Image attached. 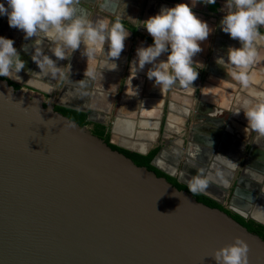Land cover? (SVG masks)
Listing matches in <instances>:
<instances>
[{
    "label": "water",
    "instance_id": "95a60500",
    "mask_svg": "<svg viewBox=\"0 0 264 264\" xmlns=\"http://www.w3.org/2000/svg\"><path fill=\"white\" fill-rule=\"evenodd\" d=\"M244 174L214 178L220 198L202 194L224 209L209 206L0 76V264H216L235 237L264 264V238L228 206Z\"/></svg>",
    "mask_w": 264,
    "mask_h": 264
},
{
    "label": "crops",
    "instance_id": "0c3cea01",
    "mask_svg": "<svg viewBox=\"0 0 264 264\" xmlns=\"http://www.w3.org/2000/svg\"><path fill=\"white\" fill-rule=\"evenodd\" d=\"M0 3L7 7L6 0ZM178 3L188 4L211 31L200 42L202 51L193 57V68L198 71L194 89L180 86L161 89L147 78L152 65L135 74L133 62L138 47L153 44V38L143 27L144 21L162 8ZM225 4L226 0L208 5L201 0H79L80 14L86 20L107 21L110 25L119 22L129 36L115 61H110L106 54L107 42L104 46L87 45L95 49L89 57L83 55L82 43L70 59L57 61L50 51L51 42L41 37L44 54L56 61L58 67H64L63 72L70 71L69 79L64 81L59 76L53 78L47 66L41 70L32 60L36 38L25 40L23 31L9 27L7 17L0 16V36L14 41L25 62V68L16 74L19 77L13 73L3 78L36 90L42 99L61 108L85 113L87 125L102 127L120 148L143 155L158 150L156 169L172 174L168 176L187 187L191 177L201 169L217 180L216 172L220 171L227 181L231 174L236 178L239 171H247L241 175L240 194L228 206L233 214L240 212L244 217L236 215L262 225L264 136L248 126L244 111L264 99V26L258 29L254 42L257 55L247 69L250 83L244 87L232 77L233 68L227 64L221 66L218 61L223 58L227 63L228 49L241 47L239 40L230 38L220 27ZM166 59L167 53L157 63ZM112 62L117 64L116 69H111ZM88 71L93 77L87 76ZM244 159L245 162L248 159V167ZM218 184L211 182L205 192L220 196L214 190L222 188Z\"/></svg>",
    "mask_w": 264,
    "mask_h": 264
},
{
    "label": "clouds",
    "instance_id": "9594fccd",
    "mask_svg": "<svg viewBox=\"0 0 264 264\" xmlns=\"http://www.w3.org/2000/svg\"><path fill=\"white\" fill-rule=\"evenodd\" d=\"M201 2L208 5L215 4L216 0ZM6 4L7 7L0 3V16L7 17L9 27L23 31L25 40L36 38L32 60L41 70L47 66L50 75L53 78L59 76L61 81L69 79L70 71L63 72L61 69L64 67H58L56 61L44 54L41 37L51 42L50 51L57 61L70 59L82 43L85 45L83 55L89 57L95 49L87 45L104 46L106 42V54L110 61H115L120 58L129 36V32L119 22L110 25L107 21L93 23L86 20L80 14L79 0H6ZM224 11L220 27L230 38L239 40L241 47L228 49L227 63L223 58L218 61L221 66L230 65L233 68L232 77L247 87L250 83L247 69L257 55L254 42L259 35L258 29L264 26V0H226ZM143 27L153 38V44L137 48L136 60L133 62L135 74L146 65H152L146 75L149 80H154V86L161 89L175 86L193 88V82L198 78V71L193 68V57L202 51L200 42L208 38L211 31L209 25L198 18L188 4L178 3L174 7L162 8L157 15L144 21ZM24 50L27 51V48ZM165 53L167 59L157 63L158 58ZM112 64L111 69H116L117 64ZM67 67L70 69V65ZM24 68L25 62L14 47V41L0 36V76L11 77ZM87 76L93 77V73L88 71ZM244 115L248 126L264 136V99L244 111ZM216 178L227 186L228 181L224 179L223 173L217 171ZM213 180L211 174L205 175L201 169L191 177L188 190L193 195L203 193ZM248 253L246 241L235 237L232 243L214 250L211 257L216 264H249Z\"/></svg>",
    "mask_w": 264,
    "mask_h": 264
},
{
    "label": "trees",
    "instance_id": "16d2710c",
    "mask_svg": "<svg viewBox=\"0 0 264 264\" xmlns=\"http://www.w3.org/2000/svg\"><path fill=\"white\" fill-rule=\"evenodd\" d=\"M15 87H17V86H15ZM57 110L61 111L63 114L68 116L71 120L77 121L80 125H82V126L87 125V115L85 113L71 111V110L61 108V107H58ZM93 133L95 135L103 138L113 149L118 150V151L124 153L129 158H131L137 165L146 166L149 169L154 170L159 176L166 177L170 182H172L174 184V186H176L180 190L189 191L188 187L186 185L179 183L175 178L164 174L163 172L159 171L158 169H156V167H154L152 165V161H153L154 157L156 156L158 150H153L152 152H150L147 155L135 153V152L120 148L113 143H110V137L105 133V131L103 130L102 127H97ZM196 195L198 196V200L200 202H203V203H205L209 206H212V207H218V208L224 209L221 205H219L215 201L208 199L199 193H197ZM235 218L239 222H241L243 225H245L251 232L256 233V234L260 235L262 238H264V225H260L258 223L253 222V221L246 222L244 219H242L238 216Z\"/></svg>",
    "mask_w": 264,
    "mask_h": 264
},
{
    "label": "flooded vegetation",
    "instance_id": "af4514ba",
    "mask_svg": "<svg viewBox=\"0 0 264 264\" xmlns=\"http://www.w3.org/2000/svg\"><path fill=\"white\" fill-rule=\"evenodd\" d=\"M2 77V76H1ZM5 79V78H4ZM10 84L11 85H14V86H17L18 88H24V89H27V91H31L32 92V94H36V90H30V89H28V88H26L24 85L23 86H21V85H19V84H12L11 82H10ZM16 87V88H17ZM43 100L45 101V102H48L45 98H43ZM53 105H54V107H55V109H56V111H59V110H57V108L59 107V106H57L56 104H54V103H52ZM59 112H61V111H59ZM62 113V112H61ZM91 129H92V131L94 132L95 130H96V128L97 127H91V126H89ZM199 194H201V193H199ZM201 195H203V194H201ZM224 195H226L228 198H229V194H224ZM197 199H198V196L195 194L194 195ZM203 196H205V195H203ZM206 197V196H205ZM206 198H208V197H206ZM217 198H220V196H218L217 195ZM208 199H210V198H208ZM212 200V199H211ZM232 215L234 216V217H237L238 215H236V214H233L232 213ZM238 217H240V216H238ZM241 218V217H240ZM242 219H244V218H242ZM246 222H249V220H246V219H244Z\"/></svg>",
    "mask_w": 264,
    "mask_h": 264
}]
</instances>
